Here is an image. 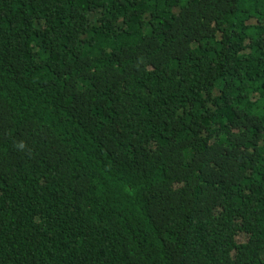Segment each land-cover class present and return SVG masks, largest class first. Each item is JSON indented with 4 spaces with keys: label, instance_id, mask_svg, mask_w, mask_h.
I'll return each instance as SVG.
<instances>
[{
    "label": "trees",
    "instance_id": "trees-1",
    "mask_svg": "<svg viewBox=\"0 0 264 264\" xmlns=\"http://www.w3.org/2000/svg\"><path fill=\"white\" fill-rule=\"evenodd\" d=\"M0 264H264V0H0Z\"/></svg>",
    "mask_w": 264,
    "mask_h": 264
}]
</instances>
